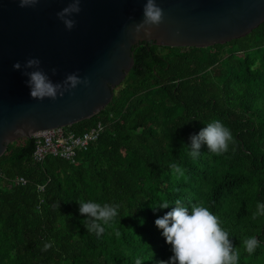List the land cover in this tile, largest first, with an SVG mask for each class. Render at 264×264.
Here are the masks:
<instances>
[{
	"label": "trees",
	"instance_id": "1",
	"mask_svg": "<svg viewBox=\"0 0 264 264\" xmlns=\"http://www.w3.org/2000/svg\"><path fill=\"white\" fill-rule=\"evenodd\" d=\"M131 56L108 102L66 125L81 132L95 120L103 124L73 161L49 154L33 161L32 137L6 143L0 264L166 261L171 248L154 221L174 205L152 210L164 199L208 207L240 251L239 264H264V217L252 219L264 202V19L244 35L206 46L137 42ZM213 120L236 143L223 155L201 145L193 160L190 136ZM15 175L24 182L10 180ZM79 200L118 205L119 215L97 237L84 226ZM249 237L260 241L251 256L243 247ZM48 241L53 247L42 251Z\"/></svg>",
	"mask_w": 264,
	"mask_h": 264
},
{
	"label": "water",
	"instance_id": "2",
	"mask_svg": "<svg viewBox=\"0 0 264 264\" xmlns=\"http://www.w3.org/2000/svg\"><path fill=\"white\" fill-rule=\"evenodd\" d=\"M165 19L150 35L136 33L144 0H83L76 26L67 30L56 13L67 0H41L20 7L0 0V154L7 142L31 132L88 117L111 98L132 63L137 42L206 46L250 31L264 19V0H156ZM31 57L54 83L69 73L87 77L55 100L33 99L23 73ZM19 61L21 69L13 68ZM55 68L53 75L51 69Z\"/></svg>",
	"mask_w": 264,
	"mask_h": 264
},
{
	"label": "clouds",
	"instance_id": "3",
	"mask_svg": "<svg viewBox=\"0 0 264 264\" xmlns=\"http://www.w3.org/2000/svg\"><path fill=\"white\" fill-rule=\"evenodd\" d=\"M40 2L41 0H18L20 7H34ZM82 2L83 0H67V5L56 13L65 29L70 31L76 26V21L72 17L80 13ZM142 11L143 18L134 25V31L136 33L143 31L145 35H150L153 27H158L164 22L165 13L156 0H144ZM40 64L38 58L31 57L23 65L24 69H30L23 74L28 77L26 83L33 99L55 100L78 85L89 84L87 77L81 78L76 73H69L62 82L54 83L41 69ZM13 68L21 69L20 62H15ZM56 71L55 68L51 69L53 75ZM190 142L189 155L193 160L200 156L201 145H206L212 154L223 155L229 151L230 145L236 143L231 130L220 120L207 123L198 133L190 136ZM170 167L176 173H181L176 164ZM77 202L79 213L87 217L84 221L85 228L88 232L95 233L97 237L104 232V226L109 225L119 215L118 205L109 203L101 205L83 200ZM170 204L174 207L154 221L155 226L161 230L165 242L170 245L172 253L168 260H161L158 264H239L240 251L233 245L229 232L222 227L220 218L208 207L192 204L189 208L180 199L172 203L164 199L156 206H152V210L155 212L157 209H165ZM54 207L58 209V202ZM258 217H264V202L258 201L256 204L252 219L256 220ZM53 244L54 241L45 242L41 250L48 251ZM259 246L260 241L256 237H249L243 241L244 251L249 256L253 255ZM136 264H141V260L137 259Z\"/></svg>",
	"mask_w": 264,
	"mask_h": 264
},
{
	"label": "built area",
	"instance_id": "4",
	"mask_svg": "<svg viewBox=\"0 0 264 264\" xmlns=\"http://www.w3.org/2000/svg\"><path fill=\"white\" fill-rule=\"evenodd\" d=\"M102 126L100 120H95L81 132H74L66 125L37 129L29 136L33 139L30 157L33 161H40L49 154L73 161L76 151L85 148L98 135ZM10 180L24 182L20 175H15Z\"/></svg>",
	"mask_w": 264,
	"mask_h": 264
}]
</instances>
